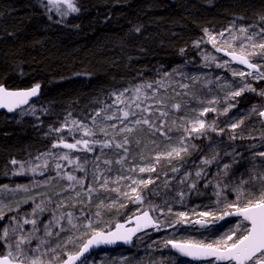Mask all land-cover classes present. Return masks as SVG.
<instances>
[{"label": "snow or ice", "instance_id": "snow-or-ice-1", "mask_svg": "<svg viewBox=\"0 0 264 264\" xmlns=\"http://www.w3.org/2000/svg\"><path fill=\"white\" fill-rule=\"evenodd\" d=\"M37 3L49 21L53 13L59 17L54 21L57 24L64 23L70 14L80 12L76 0H37ZM243 19V16L235 17L219 33L204 28V35L193 42V47L197 49L201 45L211 44L216 52H225L230 59L221 61L211 52L201 50L203 66L215 65L238 79L230 81L225 76L205 79L202 75L180 74L183 79L190 81L180 83L174 81V75L177 74L175 71L163 72L160 79L143 81L112 92L110 95L114 99L95 111L90 124L72 118V113L68 112L60 127L49 126L45 133V136H54V142L47 152L25 161H10L12 165L18 166L12 175L37 172L44 175L50 171L48 158L51 157L56 161V175L39 182L33 181L31 185H16L13 188L7 184L0 185V249H3L0 251V264H89L94 248L117 242L130 244L134 236L149 228L157 232L166 228L174 229L177 233L191 229L198 233V239L166 238L159 242V246L170 248L181 257L200 264H264V151H253L264 146V133L260 134L259 143L247 146L234 143L237 139H245L237 131L245 119L258 115L260 122L264 123V106L254 104L246 116L241 113L239 119L229 117L232 109L237 108L236 98L243 93H255L264 98V89L257 91L248 83V79L264 80V26H261L264 25V14H258L257 20L246 27L237 24V21ZM135 31L140 32L141 28L136 27ZM218 43L226 47H218ZM184 51L180 49L181 55ZM256 57L261 59V63L253 62ZM233 62L245 66L246 70L233 69ZM202 80V87L215 85L224 93L223 96L205 100L189 91ZM40 88L41 85L36 83L27 89L10 90L4 83H0V109H6L9 113L19 110L20 115H34L35 108L29 104V100L38 96ZM169 90L172 96L168 95ZM178 97L183 103L177 100ZM184 97L189 99L184 100ZM170 101L176 102L169 107ZM192 101L207 106L191 109L189 105ZM221 104L225 105L222 111L217 107ZM25 105L28 107L24 108ZM181 111H185V115L177 116ZM208 113H216L217 118L229 117L224 121L225 127H220L217 119L206 122L205 116ZM170 116L171 125L168 124ZM145 128L153 138L159 135L166 143L163 150L157 151L161 145L155 139L148 141L155 155L145 157L141 149L137 162V155L130 151V147L133 144L137 148L141 146L143 140L138 134L143 133ZM65 129L67 136L62 135ZM173 131L178 133L175 138L171 136ZM210 133H216L217 138L212 139ZM225 133L227 141L223 138ZM69 138L74 142L69 143ZM201 138L209 141L208 144L199 147L193 143ZM248 138L256 139L251 136ZM148 144H144V147L147 148ZM238 147H243L248 155L238 151ZM61 148L67 151L60 154L52 151ZM205 149L212 150L211 155L202 156L198 165L193 162L192 166L197 169L194 174L186 171V158L193 152H204ZM74 151L85 155L73 158ZM109 152L116 158H106ZM87 153L98 154L89 158ZM60 161L73 166L72 171H64L65 166ZM174 161L182 163L181 166L170 167L169 171L173 174L171 177L167 172L162 173L165 177L162 185L165 195L161 203L149 201L146 204L148 193L145 190L155 183L151 174L157 172V166L161 163L172 165ZM88 164L92 165L91 172L85 167ZM210 166H215V173H210ZM77 170L84 175L77 177L74 174ZM141 173H148L149 178L144 179L139 175ZM4 175H8V172ZM58 178L69 183L60 192L54 193L62 197L55 208L49 207L53 199L47 194L39 202H36L35 196L29 195L26 199L16 201L14 208L10 206L11 201L5 203L6 199L14 197L18 192L28 193L31 187L50 185ZM174 182H178L181 190L171 194ZM201 184L205 190L211 187L215 199H210L207 204L189 207V194L205 196ZM64 193L72 195L64 199ZM101 193L108 195L96 204L95 213H86L85 209L93 198H99ZM111 193H116L115 199ZM151 194L159 196L160 192L152 191ZM121 199L124 203H120ZM29 201L34 205L31 212L21 214V204H28ZM129 203L135 206L136 211L124 223L115 222L113 227V222L108 221L104 227H100L103 223L102 211L110 213L116 208L119 214H123L120 210L126 209ZM174 205L185 210H174ZM77 207L79 215L75 211ZM65 208L70 210L63 211ZM5 209L15 213L8 216L6 222ZM45 212L50 213L46 221L41 219ZM231 217L237 218L235 223L228 219ZM222 221L232 226L221 232ZM128 224L134 226L126 227ZM81 228L85 231L80 232ZM78 240L82 242L77 244ZM70 246L76 250L68 251ZM180 264L186 262L181 261Z\"/></svg>", "mask_w": 264, "mask_h": 264}, {"label": "trees", "instance_id": "trees-1", "mask_svg": "<svg viewBox=\"0 0 264 264\" xmlns=\"http://www.w3.org/2000/svg\"><path fill=\"white\" fill-rule=\"evenodd\" d=\"M76 2L80 12L57 24L54 21L59 17L52 14L49 21L37 0H0V83L10 89L41 85L39 98L30 103L37 108L34 115H20L19 110L0 112V185L27 182L26 176L10 178L4 173L12 159L25 161L51 148L53 141L43 130L52 127V121L71 112L72 118L90 124L91 116L110 98L112 89L152 81L159 72H168L185 59H196L193 42L204 28L220 31L237 16L244 17L237 22L246 27L258 14H264V0ZM136 27L141 31L136 32ZM254 100L255 96L247 94L239 98L241 105ZM163 167L157 166L154 174L159 180L145 190L146 201L164 197ZM190 167L194 174L197 169ZM200 187L205 196L189 194V207L212 199L211 187ZM152 191L160 195L153 196ZM113 212L118 211L110 212L109 219L114 222L125 218L118 213L112 216ZM148 232L152 231L142 234Z\"/></svg>", "mask_w": 264, "mask_h": 264}, {"label": "rangeland", "instance_id": "rangeland-1", "mask_svg": "<svg viewBox=\"0 0 264 264\" xmlns=\"http://www.w3.org/2000/svg\"><path fill=\"white\" fill-rule=\"evenodd\" d=\"M54 14V13H53ZM56 18H58V16L56 14H54ZM72 15V14H71ZM70 16V15H69ZM231 23V22H230ZM229 23V24H230ZM228 24V25H229ZM238 25H241L237 22ZM228 25L226 27H228ZM264 26V25H261ZM225 27V28H226ZM224 28V29H225ZM223 30V29H222ZM220 30V31H222ZM212 31V30H210ZM220 31H214L215 33H219ZM204 35V33H202V35L199 37L201 38ZM198 38V39H199ZM218 47H226V45H224L223 43H218L217 45ZM195 48V47H194ZM201 50L203 51H207V52H211L213 55H215L219 60H227L228 58H226L224 55H222L220 52H216L215 49L212 47L211 44H207V45H201L200 49L195 48L196 51V59L194 60H190V59H185L183 60L178 66H176L174 69L168 71L169 73L172 72H176L177 74L174 75V81H178L180 83H190L189 80L187 79H183L182 76L180 74H183L185 76H191V75H202L205 79H215L216 76H225L228 78V80L232 81L234 79H238V78H233L231 77V74L229 72H227L226 70L223 69H219L216 68L215 65H212L211 67H204L203 66V59H202V55H201ZM253 62L255 63H261V59L259 57L254 58ZM233 69L235 70H246V68L242 67L241 65H238L236 63L232 64ZM264 70V69H262ZM163 72L165 71H161L158 73V75L154 78V80L156 79H160L161 75L163 74ZM141 82H134L131 83L127 86H124L122 88H117V89H112L111 93L114 91H118V90H123L124 88H128L131 87L132 85L138 84ZM248 83L252 84V86L254 88L257 89V91H260L261 89H264V80H260V81H253L251 79H248ZM203 84V80L201 82L196 83L195 85H193L189 91L192 92L194 95L200 96L202 98H204L205 100L211 99L213 96H223V92H221L219 89H217L215 87V85H208L207 87H202ZM173 87H175V83H173L172 85ZM209 89H211V91H209ZM179 91V89H177ZM110 93V94H111ZM163 94V93H162ZM243 94H247V95H253L255 96V100L252 103H249L247 105H241L239 102V98L243 95ZM240 97H237L236 100L238 101V105L236 109H232V111L229 113V117H235L236 119L241 118V113H243L245 116L248 113V110L252 107V105H261L264 106V98H261L259 96H257L255 93H249V92H245L243 93ZM169 96H172L173 93L169 90L168 92ZM112 99H114V97H112L110 95V98L103 102L99 107H102L103 104H107V103H111ZM184 100L189 99L188 97H184ZM177 100L181 103H183V100H180V98L178 97ZM176 102V101H170L169 102V107L171 106V103ZM207 106L205 105H198L195 101H192L189 105V107L191 109H199L201 107ZM225 105L221 104L218 105V110L223 109ZM35 108V111H37V108ZM45 110V109H44ZM18 111V110H17ZM186 111V110H185ZM185 111H181L179 113H177V116L183 117L185 115ZM45 112V111H44ZM95 113V112H94ZM93 113V114H94ZM229 117H224V116H220L217 118L216 113H208L205 116L206 122H211L214 119H217V122L219 123L220 127H225V123L224 121L228 120ZM64 117L61 118L60 120L56 121H52L53 122V126L52 128H58L60 127V124L64 121ZM109 123H112L111 121ZM168 124L171 125V116L168 119ZM49 128L46 127L43 130V134L45 135L46 132H48ZM238 132L242 133L243 136L245 137V139H237L236 141H234L235 145L237 146H247L248 144L251 143H259V137L261 133H264V125L260 122V117H258V115H252L250 118L245 119V122L243 125H241V127L239 129H237ZM62 135L67 136V130L65 129V131L62 133ZM141 139L143 140V143L141 144V146L139 148H137L134 144L131 145L130 147V151L134 154L137 155V162H139V156L138 154L141 152V149H143V155L145 157H150V156H154L155 152L151 151L152 149V145L148 144V141L155 139L157 144H160L161 147L160 149H157V151L163 150V145L164 143H166L165 141H163V138L159 135H157L155 138H153L151 135L148 134L147 128H145L143 133H139L138 134ZM178 133L173 131L171 133V136L173 138L177 137ZM210 136L212 139H216V133H210ZM249 136L251 137H255L256 139H250L248 138ZM52 139V141L54 142V136L53 137H49ZM77 139H79V135H77L76 137ZM223 138L225 139V141H227V133L223 134ZM119 139V137H118ZM69 143L74 142L71 138L68 139ZM209 141L204 140L203 138L199 139V140H194L193 143L197 144L199 147H203L206 144H208ZM144 144H148V147L145 148ZM213 150H219V149H213ZM238 151L243 152L244 155H248V152L244 150L243 147H238L237 149ZM53 153L56 154H60L63 153L64 151H67L65 149H52ZM211 151L212 150H208L205 149L204 152H193L191 156H189V160L191 164L184 165V169L186 171L191 170V165H193V160L196 158L197 161H194L195 164H199L200 163V159L202 156H210L211 155ZM229 151H231V149H229ZM253 151H264V146L254 149ZM47 152L46 151H42L39 153H44ZM39 153L35 154L38 155ZM98 153H87L86 155L91 158L94 155H96ZM85 153H78V152H73L72 156L73 158H75L76 156H84ZM34 156V157H35ZM33 157V158H34ZM106 158H112L115 159L116 157L113 156V154L111 152H109L108 157ZM48 167L50 169V171L45 172L44 175H41L39 172H37L36 174H32V173H26L24 175H12L11 173L16 170L18 168L17 165H12L10 163L9 165V169H8V177L10 178H15L17 176H26L24 178H27V182L25 184L31 185V183L33 181H42L44 180L46 177L48 176H55L56 173L54 171V167H55V163L56 161H54L51 157L48 158ZM39 163V162H37ZM60 163L62 165H64V171L66 172H71L73 166L71 165H67L66 161H60ZM182 162H177L174 161L172 164L174 165V167L176 166H181ZM160 165L164 166L163 170L164 172H167L169 177H171L173 174L169 171V167L171 165H167L165 163H161ZM130 166V165H129ZM143 166V165H141ZM85 167L88 169L89 172H91L92 169V165L88 164L85 165ZM192 169H196L195 167H193ZM242 170V169H241ZM216 168L215 166H210V173H215ZM262 171H264V169H262ZM74 174L77 177H82L84 174L80 171H75ZM141 177H143L144 179H148L149 178V174L148 173H141L139 174ZM152 178L155 180V182H157L159 179L157 178V176L152 173ZM165 177H163V181H164ZM193 179H195V177H193ZM87 181V180H86ZM69 182L65 179H56L53 180L52 183L50 185H44V184H39V186L37 187H31L30 191L28 193H24V192H18L15 194L14 197H11L10 199H6L5 203L9 204L10 201V206L11 207H15V202L19 201L21 199H26L29 195L31 196H35L36 197V202H39L42 199H45V195L47 194L48 196H51L53 199V203L51 205H49L50 208H55L56 204L60 202V199L62 197L60 196H56L54 195V193H58L60 192L63 188H65L67 186ZM88 183V181H87ZM86 183V184H87ZM10 188L15 187L16 185H10L7 184ZM163 185V184H162ZM111 187V186H110ZM173 192L171 194H174L175 192H178L181 190V187L179 186L178 182H174L173 185ZM162 192H165L162 188H161ZM184 190L186 191V186L184 188ZM212 192V189H211ZM72 195L71 193H64L63 198L64 199H68V197ZM105 195H108L107 193H101L99 195V198L94 197L93 201L90 205H88V207L85 209V211H91L92 213H95L96 211V204L99 203V200L104 199ZM111 196L113 199H115L116 197V193H111ZM212 196V193H211ZM215 198L212 196V200H214ZM151 201V200H150ZM162 199L160 200H154L151 201L153 203L159 204L161 203ZM149 201H145V203L147 204ZM209 201H205L204 204L209 203ZM105 203H108V201H105ZM120 203H124L123 199L120 200ZM201 204V203H199ZM197 204V205H199ZM34 205L32 204L31 201H29L28 204H21L20 206V212L21 214L24 213H30L32 210V207ZM116 208H113L112 210H115ZM63 211H68L70 210L69 208H65L62 209ZM174 210H185L184 208H182L179 205H174ZM7 215L5 217V222L7 220L8 216L14 215L15 213L13 212H7V209H5ZM76 214L79 215V207H77V209H75ZM136 211L135 206H133L131 203L128 204L126 209H121L120 212L123 214H120V216H124L125 218L121 219V220H117V221H122L124 219H126L128 216L132 215L133 212ZM105 212V213H104ZM102 219H103V223L100 224V227H104L105 224H107L108 221H112L113 225L115 222L117 221H113L111 219H109L110 217V213L105 211H102ZM118 212H113L112 216H115ZM119 214V213H118ZM47 215V217H46ZM50 218V213L49 212H45L42 216L41 219L43 220H47ZM229 220L232 221V223H235L236 219L235 217H231L228 218ZM220 224L222 225L221 227V232L226 231L228 227H231L232 225L230 223H226L225 221L220 222ZM0 226H2V223H0ZM28 227V226H26ZM85 229L81 228L80 232H84ZM149 231L152 232H148L146 234H139L134 238V244L131 247H126L123 250H116V251H101L100 249L92 252L91 254V260L89 262V264H180L181 261H185L186 264H200V262H194L191 261L189 259L183 258L178 256L175 252H173L170 248L168 249H164L161 248L159 246V242L163 241L166 238H177V239H183V238H194V239H198L200 238L198 233L192 231L191 229L187 230V231H180L179 233L176 232V230L174 229H164L162 232H159V234H156L157 231L151 229ZM144 233V232H143ZM77 235H79V233H77ZM217 235H219V233H217ZM137 237H140L139 239ZM215 238V237H213ZM86 239V237H85ZM149 239H151V241H149ZM81 240H78L76 243L79 244L81 243ZM152 243V246L150 247V243ZM157 242V243H154ZM153 246H155L154 251H152L151 249L153 248ZM113 249V248H110ZM122 249V248H121ZM75 247H69L68 251H75Z\"/></svg>", "mask_w": 264, "mask_h": 264}, {"label": "water", "instance_id": "water-1", "mask_svg": "<svg viewBox=\"0 0 264 264\" xmlns=\"http://www.w3.org/2000/svg\"><path fill=\"white\" fill-rule=\"evenodd\" d=\"M222 55H224L226 58H228V59H230L226 54H225V52H220ZM233 63H235V62H233ZM237 64V63H236ZM239 65V64H238ZM242 66V65H241ZM242 67H244L245 68V66H242ZM32 87V86H31ZM28 88H30V87H28ZM18 89H27V88H15V89H10V90H18ZM39 95H40V91H39V93H38V96L37 97H32V98H30V100H29V103H31V102H33V101H35V100H37L38 98H39ZM26 106V105H25ZM0 112H5L6 114H12V113H14V112H12V113H9L6 109H0ZM260 120H261V118H260ZM263 125H264V123H262ZM127 219V218H126ZM125 219V220H126ZM125 220H122V221H117V222H120V223H124L125 222ZM132 226H134V224H128V225H126V227H132ZM113 227H114V225H113ZM148 230H151V228H149V229H146V230H144L143 232H146V231H148ZM143 232H141V233H143ZM141 233H138L137 235H139V234H141ZM136 236H134L133 237V240H132V242L129 244V243H123V242H117L116 244H113V245H102V246H100V247H97V248H94L93 250H92V252H95V251H97V250H99V249H110V248H126V247H131L133 244H134V238H135ZM173 252H174V250H172ZM91 252V253H92ZM178 256H180L178 253H176ZM181 257V256H180ZM183 258H185V257H183ZM186 259H189V258H186ZM190 260V259H189ZM194 262H196V261H194Z\"/></svg>", "mask_w": 264, "mask_h": 264}]
</instances>
